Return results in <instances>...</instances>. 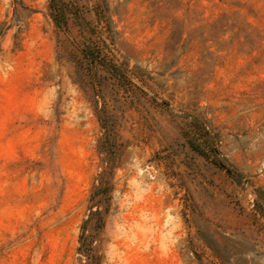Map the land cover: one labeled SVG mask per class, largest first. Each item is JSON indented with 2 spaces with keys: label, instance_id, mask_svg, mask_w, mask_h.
Returning a JSON list of instances; mask_svg holds the SVG:
<instances>
[{
  "label": "rangeland",
  "instance_id": "rangeland-1",
  "mask_svg": "<svg viewBox=\"0 0 264 264\" xmlns=\"http://www.w3.org/2000/svg\"><path fill=\"white\" fill-rule=\"evenodd\" d=\"M0 264H264V0H0Z\"/></svg>",
  "mask_w": 264,
  "mask_h": 264
}]
</instances>
